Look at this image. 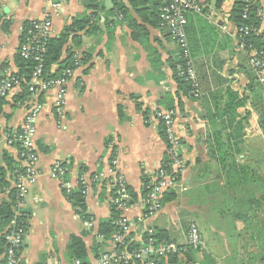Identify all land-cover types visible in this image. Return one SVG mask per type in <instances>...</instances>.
<instances>
[{"label":"crops","instance_id":"crops-1","mask_svg":"<svg viewBox=\"0 0 264 264\" xmlns=\"http://www.w3.org/2000/svg\"><path fill=\"white\" fill-rule=\"evenodd\" d=\"M142 1L119 0L116 5L114 0H69L54 8L50 0H0V82L20 73L16 60L26 24L50 16L54 38L75 20H91L63 54L65 58L69 50L78 61L88 55L69 81L64 114L56 113L55 90L40 98V175L23 208L28 226L20 264L73 263L68 247L74 236L85 242L90 264H100L102 256L96 258L93 250L104 242L98 235L100 224L111 217L112 182L92 186L87 195L86 212L95 220L88 229L50 171L55 163H64L67 180L75 184L82 173L109 175L116 160L129 189L140 194L146 181L156 179L168 155L156 117L168 109L176 111L174 129L181 140L186 162L182 180L188 188L177 191L176 200L141 226L136 224L144 212L139 201L127 214L126 237L141 242L142 230L155 228L186 244V231L196 223L204 246L195 264H264V86L239 45L231 17L235 0H223L219 7L217 0H194L203 10L187 15L199 98L179 90L172 61L180 51L168 29L153 24L148 12L152 2ZM258 5L264 28V0ZM120 8L124 15L118 13ZM21 94L22 87L0 97V172L12 190L15 167L22 166L13 140L26 114ZM227 107L229 118H235L232 123L220 118ZM220 134L221 147H216ZM8 160L14 165L8 166ZM226 181L227 193L215 189ZM9 195L0 189V204ZM254 199L259 203L253 204ZM107 245L105 251L112 248L111 241Z\"/></svg>","mask_w":264,"mask_h":264},{"label":"built area","instance_id":"built-area-1","mask_svg":"<svg viewBox=\"0 0 264 264\" xmlns=\"http://www.w3.org/2000/svg\"><path fill=\"white\" fill-rule=\"evenodd\" d=\"M54 8L60 7L69 0H50ZM260 2V0H248ZM203 7L194 0H163L160 9L159 18L161 26L166 27L175 41L180 56L184 62L179 70L178 76L190 84L192 87L191 95L199 98L198 76L194 67L191 56L190 45L187 37V15L191 12H202ZM246 18V15H244ZM249 27L240 29V32L248 34ZM259 33L264 37V28L259 29ZM53 22L50 16L42 20L30 22L29 27L23 32V40L19 47L18 54L26 59H33L37 63V67L32 74V79L28 84L30 96L26 99V114L20 132L14 136L13 140L18 143L20 148V158L22 162L23 172L18 173L15 179L14 189L17 192V209L15 216H20V210H23L26 199L29 194V188L38 180L40 172L38 170V153L36 147L37 124L39 117L44 109L41 103V95L55 90L57 93L55 99L56 113L61 117L64 114L66 105V93L69 81L74 77L76 69L80 66L76 64L75 69L66 70L62 76L46 80L43 78V54L46 52L45 41L52 38ZM241 47L244 49V44ZM249 61L255 70L258 78L264 86V52L251 50L249 53ZM25 83L20 76L13 75L4 78L0 82V97H6L15 88H21ZM157 119L163 124L167 137V154L170 156L169 163H163L160 167L156 179L153 181L150 191L143 197L140 202L143 206V214L136 219V224L141 226L149 218L155 217L164 207L163 198L165 193L170 190H187V183L182 180V172L186 162L182 155L180 156L181 140L174 129L176 111L174 109L161 110L156 113ZM69 173L68 167L57 162L53 165L49 177L58 180L62 189L65 191L68 201L72 204V194L76 187L86 198L92 186L100 184L103 181L112 182L115 188V196L113 198V206L117 211L121 212L120 219L117 221L118 226L127 234L130 229V221L127 217L128 212L135 206L132 204V196L129 190V184L126 177L117 171L116 160L111 162L109 175L96 174L93 176L82 173L77 182L67 180ZM82 217V221L88 229H92L95 224L93 217L88 215L85 218L80 214V209H75ZM12 226L16 225L13 220ZM143 234H147L149 238L143 240ZM155 236L153 228H145L142 230V242L144 245L135 250H127L126 246L123 251L117 252L114 246L108 248L100 258V264H157L156 258H167L170 254H178L184 256L189 249L200 250L204 246L200 228L196 223H191L186 231V244L177 242H165L159 246H155ZM26 239V230L20 227L18 230H12L7 236L9 247L5 253V264H20V256ZM125 239L120 236L116 239L122 243ZM71 264H81L79 260L73 261Z\"/></svg>","mask_w":264,"mask_h":264},{"label":"trees","instance_id":"trees-1","mask_svg":"<svg viewBox=\"0 0 264 264\" xmlns=\"http://www.w3.org/2000/svg\"><path fill=\"white\" fill-rule=\"evenodd\" d=\"M116 5H119V0H114ZM145 5L146 3L152 2V7L148 9L149 15H151V19H153V24L161 25V21L159 18L160 9L162 8L163 0H143ZM223 0H217L216 5L219 7L222 4ZM118 13L120 15H124L122 9H118ZM246 15V18H244ZM232 21L235 23L237 28V39L239 41V45L244 44V51L247 54L251 50H256L258 52H264V37L259 33V29L261 28V20L259 16V5L258 2L248 1V0H235L233 9L231 11ZM90 19L88 17L82 20H75L72 25L67 27L62 35L59 37H52L45 41V49L46 52L43 54V78L46 80L55 79L62 76L63 72L66 70H71L76 68V64H81L86 62L88 59V55H85L81 60H77L75 53H71L69 50L67 51L66 57L63 58L64 52L68 49V44L70 39L73 38V41L76 42L78 39L75 36L78 32H84L89 27ZM157 21V22H156ZM30 23L25 25V30L29 27ZM249 27L250 31L248 34L245 32H240L241 28ZM23 40V37H22ZM79 43V41H78ZM17 65L20 69V73L17 76H20L24 79L25 83L22 85V94L20 95V101H25L29 96L28 84L32 79V74L37 67V63L33 59L26 60L22 58L19 54L17 57ZM184 62L179 56L177 60L172 61V68L174 70L175 78L179 84V90L184 95H189L192 91V87L190 84L186 83L183 78L178 76L179 70L182 68ZM179 69L177 70V68ZM3 105V101H0V107ZM235 106L232 109L231 113L236 111ZM229 110L228 107L225 109L224 116L220 117L222 119H226L228 123H232L235 121L234 119L229 118ZM231 111V110H230ZM146 114L145 117H147ZM235 116V115H234ZM161 134L164 139L167 140L165 129L163 124L160 122ZM223 135H219L218 139H216V147H221L219 143L222 141ZM181 156V153H179ZM7 162V159H5ZM170 156L167 155L165 159V164L169 163ZM8 166H13L14 162L8 160ZM14 171V170H13ZM15 174L23 172L20 165L15 167ZM68 176V175H67ZM66 176V179H67ZM227 180V178H226ZM243 182V181H242ZM241 182V184H242ZM255 183V182H253ZM152 181H146L140 194H137L134 190H130V194L132 196V204L136 205L145 195L150 191L152 187ZM216 185V184H215ZM214 185V187H215ZM228 183L226 181L224 187L217 188L216 190H220V192L227 193L229 190ZM217 186V185H216ZM211 188V187H210ZM0 189L8 190L10 193L7 201L2 202L0 204V259L3 258L0 264H5V253L7 248L9 247L7 236L10 234L12 230H18L20 227H23L27 230L28 226V214L25 210H20V216H15V210L17 209V192L15 189H11L9 183L5 180V175L1 171L0 172ZM114 192V191H113ZM114 194V193H113ZM115 196V194L113 195ZM226 196V200H227ZM177 199V190L170 189L168 190L163 198V204L172 202ZM253 204L259 203L258 200L254 199ZM72 205L74 209H80V214L85 218L88 217L86 214L87 206H86V198L81 194L79 189L76 187L72 194ZM121 212L117 211L114 206L111 208V217L102 222L98 229V235L104 239L102 245L97 246L93 252L96 258H100L105 253V247H108L107 243L111 241L113 248L116 249L117 252H121L124 250L125 246L127 250H135L144 245V242H136L133 241L131 235L126 237V233L118 226L117 221L120 219ZM16 221V225L12 226V221ZM155 236L152 238L155 240V246H159L165 242L172 241L168 234L164 231H160L154 228ZM120 236H124L125 239L122 243L114 242ZM149 236L147 234H143V240H147ZM107 245V246H106ZM24 248H22L23 250ZM200 250L189 249L188 252L184 256H180L178 254H170L167 258H156L157 264H195L196 255ZM68 254L72 260H79L81 264H90L88 249L86 247L85 242L80 237H72L70 240V245L68 247ZM137 264H143L141 262H137Z\"/></svg>","mask_w":264,"mask_h":264}]
</instances>
